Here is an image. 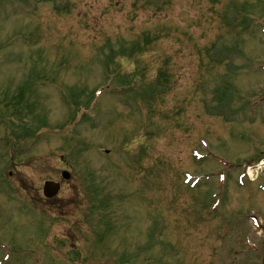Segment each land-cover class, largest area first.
<instances>
[{"label":"rangeland","instance_id":"rangeland-1","mask_svg":"<svg viewBox=\"0 0 264 264\" xmlns=\"http://www.w3.org/2000/svg\"><path fill=\"white\" fill-rule=\"evenodd\" d=\"M57 1L0 0V264H261L264 0Z\"/></svg>","mask_w":264,"mask_h":264},{"label":"water","instance_id":"water-1","mask_svg":"<svg viewBox=\"0 0 264 264\" xmlns=\"http://www.w3.org/2000/svg\"><path fill=\"white\" fill-rule=\"evenodd\" d=\"M63 177L65 179H69L70 174L67 171H64ZM59 190H60V184L59 183H55L53 181H47L44 185V194L47 197H53V196L57 195Z\"/></svg>","mask_w":264,"mask_h":264}]
</instances>
